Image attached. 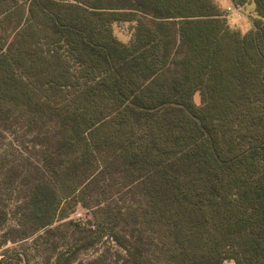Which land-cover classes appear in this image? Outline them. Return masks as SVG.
<instances>
[{
  "label": "trees",
  "instance_id": "16d2710c",
  "mask_svg": "<svg viewBox=\"0 0 264 264\" xmlns=\"http://www.w3.org/2000/svg\"><path fill=\"white\" fill-rule=\"evenodd\" d=\"M233 1L252 29L216 0H0V120L34 130L45 168L21 224L68 233L118 176L139 200L91 211L77 248L106 232L121 264H264V0Z\"/></svg>",
  "mask_w": 264,
  "mask_h": 264
},
{
  "label": "rangeland",
  "instance_id": "374dc122",
  "mask_svg": "<svg viewBox=\"0 0 264 264\" xmlns=\"http://www.w3.org/2000/svg\"><path fill=\"white\" fill-rule=\"evenodd\" d=\"M223 14L229 0H216ZM231 4V3H230ZM244 5L248 16L227 18L229 26H234L241 32L250 30L256 17L253 4ZM253 15V17H251ZM135 22H116L113 24L114 35L122 41L129 42ZM254 27V25H253ZM199 102V96L196 95ZM18 118V114L10 115L0 120V262L2 264H56L57 257L62 252L69 256V264H121L126 257V251L119 246L111 234L104 233L101 241L85 248H77L75 237L89 233V228H95L91 211L101 207H126L139 200V194L118 176L108 182L101 180L93 191L92 205L87 209L78 205L69 218L80 220L78 226L72 225L66 231L55 229L47 231V227L33 231L20 223V212L26 202L31 187L36 178L44 174L41 160L42 147L34 141V130H30ZM57 223L50 225L55 226ZM122 228V226H119ZM224 264H234L225 261Z\"/></svg>",
  "mask_w": 264,
  "mask_h": 264
},
{
  "label": "built area",
  "instance_id": "2783aa9c",
  "mask_svg": "<svg viewBox=\"0 0 264 264\" xmlns=\"http://www.w3.org/2000/svg\"><path fill=\"white\" fill-rule=\"evenodd\" d=\"M224 16L228 19L229 18L235 19L236 17L248 16V14L244 9L243 4H239L233 1L231 4H229L226 7ZM251 17H253V15Z\"/></svg>",
  "mask_w": 264,
  "mask_h": 264
},
{
  "label": "crops",
  "instance_id": "0c3cea01",
  "mask_svg": "<svg viewBox=\"0 0 264 264\" xmlns=\"http://www.w3.org/2000/svg\"><path fill=\"white\" fill-rule=\"evenodd\" d=\"M229 2L232 3L233 0H229ZM230 3H228L227 6H228ZM250 3L253 4V2H250ZM253 10H254V4H253ZM234 26H238V24L234 23ZM238 27H239V26H238ZM252 28H253V25L250 27V29H252Z\"/></svg>",
  "mask_w": 264,
  "mask_h": 264
}]
</instances>
